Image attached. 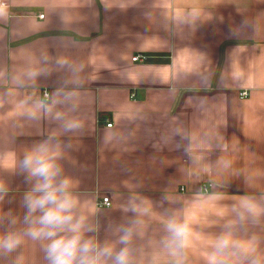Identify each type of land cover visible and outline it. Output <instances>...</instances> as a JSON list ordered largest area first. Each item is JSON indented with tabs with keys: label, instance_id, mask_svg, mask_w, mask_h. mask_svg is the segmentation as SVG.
<instances>
[{
	"label": "crops",
	"instance_id": "obj_1",
	"mask_svg": "<svg viewBox=\"0 0 264 264\" xmlns=\"http://www.w3.org/2000/svg\"><path fill=\"white\" fill-rule=\"evenodd\" d=\"M43 141L86 237L118 250L131 226L136 264H209L230 233L218 264H264V0H0V235L27 227L21 161ZM171 220L191 227L179 257ZM46 244L0 264H48Z\"/></svg>",
	"mask_w": 264,
	"mask_h": 264
},
{
	"label": "clouds",
	"instance_id": "obj_2",
	"mask_svg": "<svg viewBox=\"0 0 264 264\" xmlns=\"http://www.w3.org/2000/svg\"><path fill=\"white\" fill-rule=\"evenodd\" d=\"M30 75L35 76L37 73L31 72ZM71 95L68 93L65 99H69ZM57 103L59 101L54 99L52 105L40 104L39 107L46 113H51L52 106ZM55 118L60 119L61 113L57 112ZM76 127L78 124L75 121L64 123L66 131ZM56 156L57 153L52 151L48 141L41 142L25 154L21 168L26 173L28 182L32 183V188L24 196V222L27 227L23 233L9 231L0 235V253L13 252L22 243L23 237L27 236L32 240L47 241L44 250L48 264H136L131 247L133 227L121 229L118 243L122 246L118 250L110 244L101 245L85 236V232L92 229L85 225L84 218L75 214L76 201L70 192L72 181L68 177H62V170L55 163ZM5 191L0 186V199H3ZM242 207L251 214H255L257 210V205L251 198H245ZM241 219H244L243 214ZM166 230L169 236L164 245L172 256L179 257L188 246L191 227L187 220H171L166 225ZM231 246L233 241L230 233L218 237L214 251L209 256V264H218V254ZM152 264H156L155 259ZM175 264H183L182 259H176ZM251 264H260V260L254 258Z\"/></svg>",
	"mask_w": 264,
	"mask_h": 264
},
{
	"label": "built area",
	"instance_id": "obj_3",
	"mask_svg": "<svg viewBox=\"0 0 264 264\" xmlns=\"http://www.w3.org/2000/svg\"><path fill=\"white\" fill-rule=\"evenodd\" d=\"M39 18L40 19H43L44 18V15H39ZM146 58L145 55H137L136 57H134V61H143L144 59ZM44 96L46 98L49 97V93L47 91L44 92ZM248 97V92L247 91H243L240 93V98L242 100L246 99ZM112 124L109 123L108 124V127H111ZM112 206V199L109 197V196H105L103 197L99 202H98V207L100 208H107V207H111Z\"/></svg>",
	"mask_w": 264,
	"mask_h": 264
}]
</instances>
